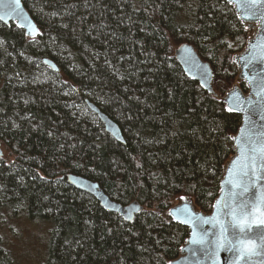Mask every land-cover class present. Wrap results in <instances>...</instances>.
I'll list each match as a JSON object with an SVG mask.
<instances>
[{
    "label": "trees",
    "instance_id": "trees-1",
    "mask_svg": "<svg viewBox=\"0 0 264 264\" xmlns=\"http://www.w3.org/2000/svg\"><path fill=\"white\" fill-rule=\"evenodd\" d=\"M22 2L43 35L0 22V264H16L1 229L18 215L53 225L42 264H168L189 234L168 208L191 196L210 212L234 153L241 118L220 97L235 82L232 56L247 31L223 0ZM184 42L210 64L215 98L177 63ZM85 100L117 123L124 144ZM67 173L143 211L129 223Z\"/></svg>",
    "mask_w": 264,
    "mask_h": 264
},
{
    "label": "snow or ice",
    "instance_id": "snow-or-ice-1",
    "mask_svg": "<svg viewBox=\"0 0 264 264\" xmlns=\"http://www.w3.org/2000/svg\"><path fill=\"white\" fill-rule=\"evenodd\" d=\"M224 4L228 11H231L229 5L238 9V20L258 23L260 25L258 39L264 41V0H224ZM19 8L20 0H0V21L7 23L6 18L12 17L23 19V13ZM17 27L27 28L25 34L33 38L36 35H43L31 21L18 24ZM244 31L248 29L245 28ZM236 39L238 41L240 38ZM5 43L6 41L0 39V47ZM219 43L229 49L234 47L227 38L220 40ZM258 47L251 45L249 55L239 57L245 62L246 69H254L256 62L264 63V52L258 53ZM186 63L191 61L186 60ZM231 63L235 64L236 59ZM247 75L248 73L243 74L244 77ZM257 76L261 78L257 79ZM201 78L206 80V71H201ZM252 80L255 82V99L251 96L242 98L238 91L233 90L223 101L228 105L225 111L244 115L243 126L239 129L238 136L231 138L239 147V156L232 161L231 167L227 170L229 179L225 184L230 185V190L215 201L212 205L215 212L208 218L188 216L184 208L177 209L175 215L169 213L177 219L179 216H185L186 218L180 220V223L189 224L193 219L198 222L201 235L198 237L194 231L191 243L200 245L198 251L214 264L218 262L221 252L229 254L227 264H241V262L264 264V124L258 125L253 119L259 114L260 120L264 121V75L256 73L252 76ZM202 86L207 87V85ZM213 98H215L214 93ZM39 178L45 179L43 176ZM180 199L184 200L185 197ZM124 219L130 220L131 216L125 215ZM205 225L211 226V239L210 230L206 229ZM195 254L196 250H193V255Z\"/></svg>",
    "mask_w": 264,
    "mask_h": 264
},
{
    "label": "water",
    "instance_id": "water-1",
    "mask_svg": "<svg viewBox=\"0 0 264 264\" xmlns=\"http://www.w3.org/2000/svg\"><path fill=\"white\" fill-rule=\"evenodd\" d=\"M232 8L237 17L238 9H236L233 6ZM19 11L23 13V19L12 17L10 19L6 18L7 23H5L4 21H0V22L6 26L13 24L17 27L18 24H21V23L26 24L28 21H31L36 26L38 31L40 32V29L37 23L31 17L30 13L24 6L22 0H20ZM239 21L244 26V28L248 29V37H247L246 43L244 47L242 48V50L237 53H234L232 56V60L236 59L235 66L237 69V76H236V79L233 85L226 90V92L222 95V97H220V100L222 102L227 99L228 95L233 90L238 91L242 98L246 99L251 96L253 99H255L256 98L255 93H254L255 82L252 80V76L256 73H260L261 75H264V63L256 62L254 69H246L244 67L245 62L239 59V57L242 55L243 56L249 55L251 45L259 46L257 49L258 53L264 52V41L258 39V36L260 35V25L256 23L255 21H248V20H245V21L239 20ZM19 29H21L24 35L29 39H34L38 36L36 35L33 38L30 35H26L25 33L27 32V28H19ZM173 54H174V57L177 63L180 65L182 71L188 78L196 81L200 85V87H202L207 93L211 95H213L214 93L215 96H218V94L214 91L213 84H212L213 70L210 64L204 61L199 56L195 47L192 44L188 42L180 43L174 48ZM186 60H190L191 63H186ZM42 62L52 71H55V72L58 71L57 65L51 59L43 58ZM200 65H203L204 67L201 68L199 67ZM201 71L207 72L206 80H202ZM244 73H248V75L244 77L243 76ZM260 78H261L260 76H257V79H260ZM241 83H244L246 85V88H247L246 91H244L243 88L241 87ZM202 85H207V87L202 86ZM209 88L211 89V91H209ZM85 103L87 107L89 108V110H91L93 113L96 114L97 118L102 123L104 130L108 134H110L116 141L124 144L125 140L123 138L121 129L119 128L117 123H115L111 118H109L105 113H103L94 103L90 102L89 100H85ZM223 104L225 105V108L228 107L226 103H223ZM233 113L240 116L241 123L237 131L234 134H232L231 138L238 136L239 129L243 126V119H244L243 113H236V112H233ZM253 119L256 120L258 125L264 124V121L260 120L259 114L255 115ZM231 141L234 147V153L224 164L223 175L219 182L218 195L215 198L213 204H215V201L217 199L224 196L226 191L230 190V185L225 184V181L229 179L227 170L228 168L231 167L232 161H234L239 156L238 145L234 142L233 139H231ZM0 156H3V150L1 146H0ZM65 178H66V182L72 187H74L75 189L82 191L84 193H87L91 195L92 197H94V199L98 202L99 206L102 209H104L107 212H112V213L119 215L123 220L129 223H131L134 220L137 214L143 211V205H141L138 201H132L130 203L122 205L118 203L117 201L111 199L103 191L99 183L96 181H93L91 179H88L86 177H83L81 175L74 174V173H67L65 175ZM180 197H185V199L181 200ZM179 208H184L185 213L191 217L203 216L205 218H208L212 216L215 212V209L213 207H211V210L208 213L201 211L198 208V206L195 204V201L193 200L191 196L177 197L175 200V203L168 208L167 210L168 215L170 212H172L175 215L176 210ZM125 215H130L131 219L130 220L124 219ZM169 217L174 223L187 227L189 230V234L185 238L183 244L181 245L179 249L178 257L171 260L168 264H214L213 261L208 260L201 252L198 251V249L200 248V245L191 243L193 239L192 234L194 231L198 234V237L199 235H201L198 222L193 219L191 223L184 224V223H180L179 221L185 219L186 218L185 216H179L178 219L174 218L173 215H169ZM204 227L210 230L209 238L211 239L212 238L211 226L205 225ZM193 250H196L195 255H193ZM228 259H229V254L225 252H221L219 260L218 262H216V264H227ZM241 264H243V262H241Z\"/></svg>",
    "mask_w": 264,
    "mask_h": 264
},
{
    "label": "rangeland",
    "instance_id": "rangeland-1",
    "mask_svg": "<svg viewBox=\"0 0 264 264\" xmlns=\"http://www.w3.org/2000/svg\"><path fill=\"white\" fill-rule=\"evenodd\" d=\"M4 153L7 154L5 149ZM2 227V235L16 264H42L44 262L53 227L51 223L34 221L18 215L4 221Z\"/></svg>",
    "mask_w": 264,
    "mask_h": 264
},
{
    "label": "bare ground",
    "instance_id": "bare-ground-1",
    "mask_svg": "<svg viewBox=\"0 0 264 264\" xmlns=\"http://www.w3.org/2000/svg\"><path fill=\"white\" fill-rule=\"evenodd\" d=\"M0 146H1V144H0Z\"/></svg>",
    "mask_w": 264,
    "mask_h": 264
}]
</instances>
